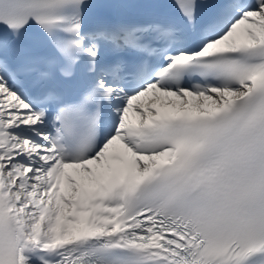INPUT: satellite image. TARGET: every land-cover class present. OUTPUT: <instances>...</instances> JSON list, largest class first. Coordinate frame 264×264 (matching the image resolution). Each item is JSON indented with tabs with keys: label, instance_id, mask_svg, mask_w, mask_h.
I'll list each match as a JSON object with an SVG mask.
<instances>
[{
	"label": "snow or ice",
	"instance_id": "1",
	"mask_svg": "<svg viewBox=\"0 0 264 264\" xmlns=\"http://www.w3.org/2000/svg\"><path fill=\"white\" fill-rule=\"evenodd\" d=\"M0 264H264V0H0Z\"/></svg>",
	"mask_w": 264,
	"mask_h": 264
}]
</instances>
